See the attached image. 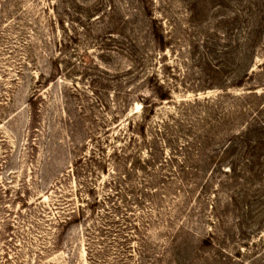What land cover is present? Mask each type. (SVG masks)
<instances>
[{"label": "rangeland", "instance_id": "rangeland-1", "mask_svg": "<svg viewBox=\"0 0 264 264\" xmlns=\"http://www.w3.org/2000/svg\"><path fill=\"white\" fill-rule=\"evenodd\" d=\"M0 264H264V0H0Z\"/></svg>", "mask_w": 264, "mask_h": 264}, {"label": "trees", "instance_id": "trees-1", "mask_svg": "<svg viewBox=\"0 0 264 264\" xmlns=\"http://www.w3.org/2000/svg\"><path fill=\"white\" fill-rule=\"evenodd\" d=\"M155 22V21H154ZM158 36V35H157ZM169 95H164V97L162 99H168Z\"/></svg>", "mask_w": 264, "mask_h": 264}]
</instances>
